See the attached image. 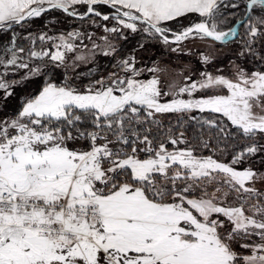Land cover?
I'll return each mask as SVG.
<instances>
[{"label":"snow or ice","instance_id":"6c2138e0","mask_svg":"<svg viewBox=\"0 0 264 264\" xmlns=\"http://www.w3.org/2000/svg\"><path fill=\"white\" fill-rule=\"evenodd\" d=\"M49 10L103 22V47L86 30L28 32ZM236 24L237 58L255 70L233 64L231 77L202 71L165 90L167 69H140L134 56L107 76L88 67L97 49L116 59L109 34H146L178 53L189 38L229 41ZM0 34V264H264V171L238 167L264 163V0H0ZM37 38L60 43L19 42ZM168 114L180 130L161 138ZM189 127L210 154H195Z\"/></svg>","mask_w":264,"mask_h":264},{"label":"trees","instance_id":"16d2710c","mask_svg":"<svg viewBox=\"0 0 264 264\" xmlns=\"http://www.w3.org/2000/svg\"><path fill=\"white\" fill-rule=\"evenodd\" d=\"M103 22L98 21L97 22V26L92 28L90 27V23L87 20L81 21L80 19L76 18V17H70L67 14L62 13L60 10H49V12L42 14V16L40 18H34L33 21L28 25V32L33 33V35L35 37H38L40 34H44V33H49L52 32V34L54 36H59L60 34L64 33L66 34L67 32L71 31L72 29H75L77 27H79V31H87L90 33V30L94 31H99L101 29V26H99L100 24H102ZM92 26V25H91ZM17 32L26 37L28 35V32H20L19 29H17ZM245 34V28L241 27V25L239 26V32H238V36L225 42V43H221V42H216L217 45L221 46V47H227V46H232L234 47V51H240V46L242 45V41L244 39V35ZM0 37H2L3 41H7L8 37L7 36H2V34H0ZM97 37V36H96ZM93 38H95V36H93ZM98 39V38H96ZM109 39L113 44H116L118 46V53L116 54V59H113L110 56H104L102 51L100 50H96V57H95V63L94 65L95 67V72H94V77L93 78H98L99 76L103 75L106 76L108 73H110L111 71H114L116 69L115 65L118 63V58L120 56L122 57H126V55L135 53V55H137L138 60H140V58H147V59H151L152 56L151 54L156 52V46H158V44H156V41L154 40H150L147 38L146 34H142V33H136V34H132V33H127V39H120V38H116L114 36H111L109 34ZM95 40V39H94ZM21 43L22 46L25 47H33L35 50H40L41 47L47 49L50 48L51 45L53 43H60L59 40H55V41H44L41 42L38 40V38L36 39V42L34 44H30L29 41L27 40H20L19 41ZM71 42L74 43H80V41L78 39H75ZM97 42L99 43H103L104 45V41H100L97 40ZM84 44H90V41H88L87 39H85L83 41ZM140 44H144V48H139ZM2 46V45H0ZM143 49H147L148 52L146 53V51H143ZM53 51L55 50L54 48L52 49ZM142 53V54H141ZM246 59L247 62H249L250 64H255L257 67L259 66L254 60H252L251 57H244ZM47 59V58H45ZM86 69L85 66H81L80 68H78L76 71L77 72H85L84 70ZM87 71V70H86ZM64 69H58L56 70L55 76H54V80L53 82L56 83H62L64 82ZM67 75L69 77L73 76V72L71 70H69L67 72ZM14 78L18 79V76H15ZM38 79V78H37ZM45 79H47V77H45ZM80 83H87V80H78L75 79L73 80V84H80ZM28 91H35V85H32L28 88ZM17 92L19 93V89H17ZM22 95V94H21ZM19 106L18 102L15 100V98H13L10 101L9 104V108L7 109L8 112H12L15 109H17ZM197 116H199V113H196ZM162 122H163V128L161 129L159 136L161 138H163L164 136L168 135L169 133L167 132V129L172 128L173 131H179L180 129L175 127V116L172 114L166 115L164 116V118H161ZM197 128V130H199L198 126H195ZM188 138L190 140L191 146L193 148L196 149L195 154H202V155H208L210 154L207 150L201 149L197 146V139L195 138V134L193 131V127H189L188 128V132H187ZM214 134L212 132H210L209 130H207L206 128L203 130V139H209L210 136H213ZM212 143H215V140H212ZM169 150H173V148L175 147H179V148H183L185 147V145L181 144V145H177V146H172L169 145ZM227 156V155H226ZM227 158L229 159V157L227 156ZM250 165L253 168H257L260 170H264V163H261V157L260 156H255L250 158L248 161H246L245 163L238 165L239 168H244L246 166Z\"/></svg>","mask_w":264,"mask_h":264},{"label":"rangeland","instance_id":"374dc122","mask_svg":"<svg viewBox=\"0 0 264 264\" xmlns=\"http://www.w3.org/2000/svg\"><path fill=\"white\" fill-rule=\"evenodd\" d=\"M190 19L195 20L196 17L192 16L190 17ZM96 26L97 25H92V26L90 25V27L92 28ZM108 26H111V24H109ZM73 30L79 31V27L72 29L71 31ZM90 33H94L95 38H93V40L95 39L94 40L95 43L103 47V43L97 42V40L103 41L101 37L106 35L103 31V27H101V29L98 32L97 31L93 32L92 30H90ZM47 35L54 36L52 32L47 33ZM244 38L246 37L244 36ZM91 43L92 42L88 44L89 49H91ZM156 44H158V46H156V52L151 54L152 58L150 60L147 59L146 57L145 58L141 57L140 60H138L137 55H135V53H132L126 55V57L120 56L118 58V62L121 58H128L129 56H134L136 59L137 67L140 69H145L156 65H159L161 68L167 69V71L163 74L161 80V87L165 88V90H167V85L169 82L171 81L180 82L182 81L183 76L185 75L191 74L193 75V78H198L200 72L208 71L209 73L224 74L226 76L231 77L233 72V64H240L243 67H245L246 70H255V68L257 67L255 64L252 65L249 62H247L243 56L237 58V55L240 51L239 52L234 51V47L232 46L221 47L217 45L216 42L214 45H212L210 39L200 40V39L189 38L188 40L182 42L183 52H178V53H173L168 51V49L163 45H161L160 43L156 42ZM173 47H175V45H173ZM81 51L86 52V50L83 48H81ZM143 51H146V53L148 52L147 49H143ZM201 53L211 55L212 59L210 60L209 63L204 64L202 62ZM76 54H80V53H69L68 55L71 58ZM71 62H72L71 59H69V63ZM88 67L95 69L96 66L94 64H90ZM88 67H86V69L84 70L85 72H87L86 70H88ZM118 71L119 69L116 68L114 71H111L110 73L118 72ZM85 72H81V73H85ZM151 75H152L151 73L147 71H143L139 78L149 79L151 78ZM212 91L214 90H210V94ZM223 159L228 160L226 155L223 157ZM249 166L250 165L246 167ZM208 190L212 191V188L209 187ZM196 194L198 195L199 193Z\"/></svg>","mask_w":264,"mask_h":264},{"label":"water","instance_id":"95a60500","mask_svg":"<svg viewBox=\"0 0 264 264\" xmlns=\"http://www.w3.org/2000/svg\"><path fill=\"white\" fill-rule=\"evenodd\" d=\"M239 26H240V24H236V25H235V27L237 28V32H238V30H239ZM233 38H235V37H233ZM233 38H232V39H233Z\"/></svg>","mask_w":264,"mask_h":264}]
</instances>
